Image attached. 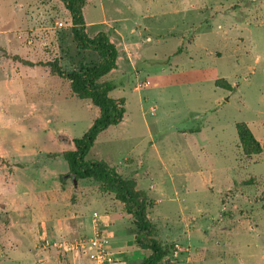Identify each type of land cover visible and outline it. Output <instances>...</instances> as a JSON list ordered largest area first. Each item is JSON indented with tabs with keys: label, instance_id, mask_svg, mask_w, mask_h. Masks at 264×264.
I'll return each instance as SVG.
<instances>
[{
	"label": "rangeland",
	"instance_id": "374dc122",
	"mask_svg": "<svg viewBox=\"0 0 264 264\" xmlns=\"http://www.w3.org/2000/svg\"><path fill=\"white\" fill-rule=\"evenodd\" d=\"M83 17L90 37L106 32L117 47L120 66L102 81L114 86L110 96L126 100L124 120L98 137L87 159L103 160L160 200L149 217L162 240L173 234L194 253L205 237L202 264H264V0H87ZM72 27L58 0H0V175L19 193L7 201L13 206L0 207V239L16 243L6 249L10 259L36 248L42 219L77 208L71 198L51 213L41 208L53 173L68 170L42 152H55L61 136L81 138L97 112L45 66L59 61L70 70L97 59L78 50ZM220 79L232 90L218 88ZM238 123L248 124L262 154L243 155ZM78 197L81 221L108 210L111 230L122 227L135 248L121 203ZM53 243L49 253L72 258ZM170 254L167 263L176 264ZM192 259L199 264L197 254Z\"/></svg>",
	"mask_w": 264,
	"mask_h": 264
},
{
	"label": "trees",
	"instance_id": "16d2710c",
	"mask_svg": "<svg viewBox=\"0 0 264 264\" xmlns=\"http://www.w3.org/2000/svg\"><path fill=\"white\" fill-rule=\"evenodd\" d=\"M58 1L63 3L71 16L73 38L78 50L91 51L97 55L95 61L79 62L70 70H64L59 61L45 65L53 75L68 81L72 96L89 101L90 106L97 110L92 126L81 138L61 136L65 143L61 156L68 164V177L76 181L92 180L98 184L102 194L112 195L120 202L125 213L133 219L137 246L151 252L149 257L136 264H160L170 253L178 252V249L175 243L166 245L158 237V226L149 217L151 209L156 205L155 201L149 198L147 192L137 189L133 178L122 176L104 161L87 159L99 135L108 128L119 125L126 113V100L110 96L114 86L108 81H102L117 68L119 51L106 32H99L94 37L87 34L83 17L87 0ZM23 63L33 66V63ZM216 86L232 90L225 79L216 81ZM236 128L243 155L253 157L262 154L263 147L248 124L238 123Z\"/></svg>",
	"mask_w": 264,
	"mask_h": 264
},
{
	"label": "crops",
	"instance_id": "0c3cea01",
	"mask_svg": "<svg viewBox=\"0 0 264 264\" xmlns=\"http://www.w3.org/2000/svg\"><path fill=\"white\" fill-rule=\"evenodd\" d=\"M120 58L121 57H119L117 61V68L113 70L112 72H115L118 70V67L120 66V62H119ZM69 88H70V85H69ZM62 143L63 145L59 146L55 150V152L44 151L42 152V154L45 155V158L55 161V162H57L61 158L63 159L61 154L65 149V143L63 141ZM125 165H126V162H125ZM68 173H69V167L67 171L53 173L52 176L54 179V184L50 188H48V190L44 189L43 194H44V198L46 199L45 201L46 203L44 205H41V208L44 211H46L48 208L49 213H51L53 212L54 208L58 207L57 205H60L62 203V201L67 200L70 202L71 199L74 201L72 202V204L76 205L77 208L69 211L68 214L65 215L63 218L60 216H56V218L54 219V216L49 214V219L47 221L42 219L39 223H37L39 225V226L37 225V227L39 228L40 236L37 240L36 248L35 249L29 248L30 255L28 254L24 255L21 261L19 259H16V257L14 256H11V259H10L6 253V249L13 248V245H16V243L13 240L4 242L2 239H0V264H66L68 260L70 262L72 261L70 264H84L85 262L82 260L83 258L87 259L88 264H99L95 261H92L86 253L76 254V253H71V252H65L63 251L62 248H60L61 244L73 243L82 238H93L98 233L103 235L105 240L107 237L110 241L109 242L108 240H106L110 243L109 245L107 242V250L109 248L108 252H109V257L111 261H108L105 264L112 263V262H115L117 264H136L142 261L144 258L149 257L151 255V252L149 250L141 249L140 247L137 246L135 242V231H134V236H133L135 248L129 249L128 246H126L127 245L126 243H128L129 239L126 237L123 228L120 227L119 231L111 230L112 227L116 226V219H114L109 214L108 210H105V212L103 213L102 212L99 213L95 211L93 213L92 222L90 224H86L84 223V221L80 220L79 215L74 211L78 209L82 204H84V202L80 205L79 204L80 199L82 198H79L78 196H81L84 199L85 197H88V195H91V197L89 196L88 199L90 200L93 199L95 201L98 200V202L102 201V203L104 200H107L108 197L106 196H111L110 198L111 204L114 206H116L118 201H116L112 195L102 194L99 191L98 184L95 183L94 181L92 180L76 181L72 178H69ZM135 176H138V175L135 174ZM15 182H16L15 180L10 181L7 175H4V174L0 175V207L3 210L13 206L12 204H10V201L7 202L10 199L9 197H12L13 195L17 196L19 194L15 190V186L17 185ZM92 182L96 184L95 188L91 185ZM91 186L94 189V191L92 190L93 193L88 194L89 191H87V189L88 187H91ZM6 187L12 188L10 193H8ZM137 189L139 188L137 187ZM48 193L55 194L57 197L53 198V200H50L51 197H50V194ZM154 201L156 203L155 205V208H156L159 205L160 200L157 199ZM124 214L126 216H129L125 213V211H124ZM120 216L123 218V215H120ZM183 221L186 224V227L191 226L188 220L184 219ZM132 225H133V221H132ZM196 228L199 232H202L201 226H198V227L196 226ZM97 230L99 231L98 233L95 234ZM89 231L92 232L93 235L94 234L95 235L93 237L87 236ZM158 231L159 233L161 232L160 227H158ZM184 232L187 233L188 237L192 236L189 228L185 229ZM176 234L177 233H175V235ZM170 235L168 233H165L163 234L165 239L162 240V237L160 238V236H159V239L162 243H164V241H167V240L175 243V247L178 249V252L173 253L174 255L172 257V260H175L173 261L174 263L176 264H198V262L195 263L192 259L194 253L197 254L198 257H200L199 264H202L203 261L207 259L206 255L204 254L207 248L204 245V242L206 240L205 237H202L203 240L202 239L198 240L199 242L198 244L200 245H198V248L195 249V252L193 253V251L190 249V245H188L187 248H184L180 244L179 238H176L177 236L171 239L173 234H170ZM51 242H54L53 243L54 247L62 251L64 254L72 257L73 259L71 258V259H67L66 261L65 260L63 261V260H60V258L55 253H49L48 246H49V243ZM186 253H187V256H185ZM180 257L182 258L185 257L186 260L180 262L179 261ZM5 259L9 261L4 262ZM169 260H171V254H169L160 264H168L167 261Z\"/></svg>",
	"mask_w": 264,
	"mask_h": 264
},
{
	"label": "built area",
	"instance_id": "2783aa9c",
	"mask_svg": "<svg viewBox=\"0 0 264 264\" xmlns=\"http://www.w3.org/2000/svg\"><path fill=\"white\" fill-rule=\"evenodd\" d=\"M58 26L62 28L64 24L58 23ZM107 241L100 233L96 234L93 238H82L73 243L61 244L60 248L65 252L71 253H86L92 261L99 264H105L111 261L109 252L107 250Z\"/></svg>",
	"mask_w": 264,
	"mask_h": 264
}]
</instances>
